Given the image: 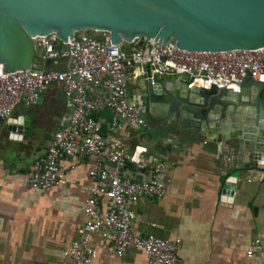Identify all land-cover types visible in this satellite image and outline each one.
Returning a JSON list of instances; mask_svg holds the SVG:
<instances>
[{
    "label": "crops",
    "instance_id": "obj_1",
    "mask_svg": "<svg viewBox=\"0 0 264 264\" xmlns=\"http://www.w3.org/2000/svg\"><path fill=\"white\" fill-rule=\"evenodd\" d=\"M54 67L45 64V68ZM139 79L130 82L129 90L143 96V88H137ZM179 85L172 87L179 90ZM229 91L228 94L235 93ZM65 100L59 86L53 84L38 103L24 111L15 107L11 115L25 113L29 121V134L20 135V140L8 138L4 124H0V264L69 262L63 251L76 239L82 222L86 173L92 159H75L73 170L66 175L68 182L45 191L31 189L25 178L53 132L65 123ZM147 105L145 127L125 129L128 153L135 147L144 152L136 165L127 162L123 173L139 178L149 165L163 161L167 167L161 179L165 193L158 200L140 198L131 207L135 215L130 224L132 233L177 239L180 264H264V256L257 252L245 257L253 241L264 245V170L241 168L230 201L225 202L220 195L229 173L251 161L246 151L255 142L254 137L236 140L234 136L246 135L245 129L227 139L212 141L197 133L193 121L177 122L176 116L164 117V103L148 100ZM214 106L219 108L216 124L225 131L237 124L234 117L243 127L249 121L246 103L234 101ZM101 118V131L106 133L109 116L104 113ZM150 128L156 131L150 134ZM90 240L96 251L90 264H144V255L133 247L116 258L108 243L96 235Z\"/></svg>",
    "mask_w": 264,
    "mask_h": 264
},
{
    "label": "built area",
    "instance_id": "obj_2",
    "mask_svg": "<svg viewBox=\"0 0 264 264\" xmlns=\"http://www.w3.org/2000/svg\"><path fill=\"white\" fill-rule=\"evenodd\" d=\"M93 33L74 32L68 42L48 34L43 41L32 40L31 66L7 73H2L0 66V119L8 118L15 107L33 105L37 96L53 84L66 99L65 123L53 132L25 178L31 189L45 191L68 182L66 175L73 170L75 159H92L86 173L82 222L76 239L63 251L68 264H90L96 257L92 235L108 243L116 258L133 247L144 255V264H180L177 239L131 231L135 219L131 207L140 198L158 200L164 195L161 179L167 167L163 161H156L139 178L125 175L126 163L136 165L144 152L135 147L128 153L125 129L145 127L148 96H156L160 82L170 76L184 75L187 89L214 87L237 92L244 76L264 85V49L189 52L145 37L114 45L107 33ZM46 63L55 67L45 68ZM138 78L145 83L143 96L129 90L130 82ZM104 113L109 116L106 133L100 127ZM64 159L68 162L62 164ZM255 252L264 256V245L253 241L245 257Z\"/></svg>",
    "mask_w": 264,
    "mask_h": 264
},
{
    "label": "water",
    "instance_id": "obj_3",
    "mask_svg": "<svg viewBox=\"0 0 264 264\" xmlns=\"http://www.w3.org/2000/svg\"><path fill=\"white\" fill-rule=\"evenodd\" d=\"M83 30L105 32L114 45L145 37L189 52L262 50L264 0H0L2 73L31 66L32 40L43 41V36L54 34L57 40L68 42L74 32ZM185 80L184 75L162 80L157 95L148 96V100L164 103L162 115L168 119L176 116L177 122L193 121L197 133L212 141L245 129L246 135L234 136L236 140L254 137L246 151L251 161L235 168L223 182L220 195L229 202L241 168L264 170V85L244 76L238 91L228 94L229 90L214 87L187 89ZM177 84L179 90L173 89ZM41 97L39 94L34 104ZM234 101L246 103L249 121L243 127L234 117L237 124L225 131L216 124L219 108L214 104L224 106ZM0 124L13 140L29 134L25 113L0 119Z\"/></svg>",
    "mask_w": 264,
    "mask_h": 264
},
{
    "label": "rangeland",
    "instance_id": "obj_4",
    "mask_svg": "<svg viewBox=\"0 0 264 264\" xmlns=\"http://www.w3.org/2000/svg\"><path fill=\"white\" fill-rule=\"evenodd\" d=\"M94 35H98V36H100L101 34L100 33H98V32H95V33H93ZM33 64H34V67L36 68H38L39 67V64H38V62L37 61H34L33 62ZM137 88H138V90H140V89H142L143 88V90H144V88H145V83H144V81L143 80H141V79H139V81L137 82ZM150 134H152L153 132H155L156 131V129H148L147 130Z\"/></svg>",
    "mask_w": 264,
    "mask_h": 264
},
{
    "label": "flooded vegetation",
    "instance_id": "obj_5",
    "mask_svg": "<svg viewBox=\"0 0 264 264\" xmlns=\"http://www.w3.org/2000/svg\"><path fill=\"white\" fill-rule=\"evenodd\" d=\"M184 120V122L186 121V123L188 122V120L187 119H183Z\"/></svg>",
    "mask_w": 264,
    "mask_h": 264
}]
</instances>
